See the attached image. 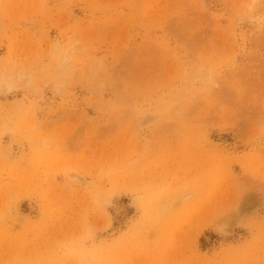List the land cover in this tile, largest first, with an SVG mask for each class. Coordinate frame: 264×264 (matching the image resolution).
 I'll list each match as a JSON object with an SVG mask.
<instances>
[{
    "label": "rangeland",
    "instance_id": "374dc122",
    "mask_svg": "<svg viewBox=\"0 0 264 264\" xmlns=\"http://www.w3.org/2000/svg\"><path fill=\"white\" fill-rule=\"evenodd\" d=\"M0 264H264V0H0Z\"/></svg>",
    "mask_w": 264,
    "mask_h": 264
}]
</instances>
